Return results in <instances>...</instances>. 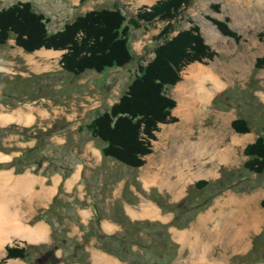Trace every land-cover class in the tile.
I'll return each mask as SVG.
<instances>
[{
  "label": "rangeland",
  "instance_id": "obj_1",
  "mask_svg": "<svg viewBox=\"0 0 264 264\" xmlns=\"http://www.w3.org/2000/svg\"><path fill=\"white\" fill-rule=\"evenodd\" d=\"M18 1L32 3L49 17L48 31L56 32L94 9L119 8L131 17L158 0H0V9ZM213 21L225 22L238 37L222 35ZM167 22L130 27L134 61L103 74L70 75L62 70V52L54 57H47L55 54L48 51L25 53L14 39L0 48V154L8 157L0 164L17 161L7 169H23L19 157L39 141L37 163L22 173L53 177L49 185L57 175L59 179L70 173L57 191L55 209L40 213L48 225V240L39 245L7 241L27 250L29 264H37L39 256L54 248L61 258L58 264H264V174L244 167L246 145L264 136V69L255 68L264 55V0H192L170 22L169 40L197 26L215 55L184 67L180 82L168 88L176 101V121L160 124L153 153L143 167L133 169L103 158L99 140L87 130L76 132L126 92L140 64L154 57V47L163 41L157 36ZM194 66L209 69L222 83L207 103L196 89L197 81L188 82ZM206 88H213L212 83ZM16 113L30 117V123L1 119ZM238 118L248 120L250 132H234L232 122ZM7 127L13 132H5ZM200 180L212 185L199 190L194 183ZM5 196L18 216L16 207L25 211V196L11 189ZM145 206L157 209L158 216L139 219L148 223L135 225L129 240L122 223L135 222ZM95 219L103 234L119 237L124 245L133 241L135 255L121 252L119 259L97 247ZM177 232L187 234L178 240ZM98 256L109 260L98 263Z\"/></svg>",
  "mask_w": 264,
  "mask_h": 264
},
{
  "label": "trees",
  "instance_id": "obj_2",
  "mask_svg": "<svg viewBox=\"0 0 264 264\" xmlns=\"http://www.w3.org/2000/svg\"><path fill=\"white\" fill-rule=\"evenodd\" d=\"M191 2L192 0H158L150 7H141L131 17H127L119 8L94 9L78 15L71 22H66L62 29L50 32L47 28L49 17L36 11L32 3L18 1L0 9V48L7 45L10 39H14L16 46L21 47L26 53H33L42 48L66 51L60 57L64 72L73 76H80L86 72L103 74L112 68L126 67L134 61V52L130 46V27L138 29L157 20L168 21L169 25L157 36V39L163 41L154 47V57L147 64H140L138 74L126 92L108 110L76 129L77 133L87 130L93 140L102 143L103 158L139 169L145 164V158L153 152V141L157 140L156 133L160 124L176 121L172 116L176 101L168 94V88L180 82L184 67L194 62H204L215 55L199 35L197 26L188 31H181L174 40L167 37L172 31L170 22L174 21L180 10ZM213 23L217 25L222 35L238 37L225 22ZM255 68L264 69V55L257 58ZM232 127L238 133H248L251 129L246 118L234 120ZM3 130L7 133L13 132L11 127ZM27 131L29 130L26 129L25 132ZM40 146L39 141L36 142V145L27 154L19 157L18 161L23 162L25 167L37 163L36 155ZM246 146L244 153L248 160L244 164L245 169L258 175L264 174V136L259 135L254 143ZM23 169L16 170V173H22ZM69 175L70 173L63 174V179ZM211 185L212 182L206 180L194 183L195 188L199 190ZM58 199L59 193L54 197L47 212L55 209ZM262 206L264 207V201ZM44 217L45 215L38 214L34 221ZM95 220L97 231L94 234L99 243L97 247L118 258L121 252L128 251V256L133 254L131 252L133 241L125 242L124 245L121 242L124 240H119V237L103 234L98 228L99 219ZM147 223L130 220L126 223L128 226L122 223L126 238L131 240L135 225ZM148 226L151 229L155 227L150 224ZM54 230L56 231L55 228ZM171 245L174 246L172 243ZM6 251L7 255L0 264H4L8 259L27 257L25 248L8 246ZM132 262L129 264H133ZM79 263L89 264L87 260Z\"/></svg>",
  "mask_w": 264,
  "mask_h": 264
},
{
  "label": "bare ground",
  "instance_id": "obj_3",
  "mask_svg": "<svg viewBox=\"0 0 264 264\" xmlns=\"http://www.w3.org/2000/svg\"><path fill=\"white\" fill-rule=\"evenodd\" d=\"M190 69L191 71H189L188 73L189 76L187 77L188 82L192 83L193 81L194 82L197 81L198 85L196 86V89L198 88L197 90L200 92V97L202 101L207 103V101L212 96L213 91L215 89L216 90L220 89L222 87V83L219 81L217 77L212 75L211 71L207 68H204L202 66H194ZM208 82L212 83L213 88L211 89L206 88V83ZM21 116L19 113H16L15 115H5L4 114L1 117V119L4 122L18 121L19 123H23L24 121L25 123H28L31 120L30 117H26V119L24 118L22 119ZM7 159L8 157L4 156L3 154H0V161L7 160ZM29 188H30V181L29 179L27 180L24 176L23 178H19L14 182L11 175L5 172L0 174V247L3 246L5 242L10 240L11 235H19V237H25L29 239L31 242H37L40 237L45 238L44 232H41L40 230H33L30 232L29 229L25 228L22 225V223L19 222V220L16 217L18 216L17 215L18 213L11 210V201H8L5 196V192L9 191L10 189L11 191L15 190L16 193L21 194L29 190ZM133 215H137V214L134 213ZM139 215L142 217H145V216L157 217L158 211L155 208L146 207L142 210V213ZM256 221L257 220L254 219V223H256ZM175 234H176L175 237H177L178 240H183V238H185L187 233L177 232ZM103 258H106V257L98 256V259H97L99 261L98 263H102Z\"/></svg>",
  "mask_w": 264,
  "mask_h": 264
},
{
  "label": "crops",
  "instance_id": "obj_4",
  "mask_svg": "<svg viewBox=\"0 0 264 264\" xmlns=\"http://www.w3.org/2000/svg\"><path fill=\"white\" fill-rule=\"evenodd\" d=\"M42 51H48V52H50L52 54L55 53V52H62L63 53V51L45 50L44 48H42V49H40L38 51H35V52H39L40 53ZM54 56H57L56 53L53 54V55H47V57H54ZM234 132H235V130H234ZM236 133H238V132H236ZM239 134H243V133H239ZM153 143H154V141H153ZM100 151H101V149H100ZM4 172L7 173V174H9V175H11V177L13 178V181L14 182L17 179H19V178H23V176L27 180L29 179V181H30V188H29V190H27L26 192H23L21 194L16 193V191L14 190L15 191V194H18L20 197L25 196V200H26L25 201L26 202L25 203L26 204L25 205V211H23V207H21V205H19V208L16 207V211H19V216L18 217L20 218V222L22 223V225L25 228L28 227L27 229H29L30 232L33 231V230H40L41 232H44V234H45L44 235L45 238L40 237L37 242H31L29 239H27L25 237H21L22 238L21 239L20 237H18L19 235L18 236H13L12 235L10 237V240L11 241H13V240L15 241V240H18L19 239V240H23V241H26V242L33 243L34 245L43 244L46 240H48V237H49V235H48L49 231H48V225H47V223L44 222V219H40V220L34 221L33 223L31 221L38 214H40V213L42 214L43 212L47 211L50 208V204L52 203V198H54L53 196H55V194L56 195L58 194L57 191H59L60 185L63 186L65 184V181L66 180L64 181L62 177L58 179V175H57V178H55L54 182L52 180V185H49L48 184V181L50 179H52L53 177H51V178H47L45 176L42 177L41 174L40 175L39 174H35V173L30 172V171L29 172H26V173H19V174H17L14 170H11V169H6V170H3V171H0V174L1 173H4ZM38 185H39V188L37 189V186ZM120 193H121V190H120ZM17 202H18V200L16 199L15 203H17ZM146 206H148V205H146ZM150 206H153V205L151 204ZM153 207H155V206H153ZM140 213H142V211ZM159 215H160V213H159ZM135 217L137 219L135 221H140L143 218H148V217H142L141 218L140 216H134V218ZM21 219L23 220V222L21 221ZM130 221H133L134 222L133 219L130 220ZM115 225H117V224H115ZM107 226H109V228L111 230H114L115 229V227L113 225H109L108 224V225H106V227ZM116 229H118V228H116ZM120 229H121V227H120ZM30 235H31V233H30ZM8 246L9 247H12L13 246V247L23 248L20 245H13V244L11 245L8 242H5L3 244V246L0 247V262H1L2 259H4L6 257V255H7L6 248ZM113 262L117 264L116 261H113ZM4 264H29V263H28V260H26V258L25 259H22V258H13V259L6 260V262Z\"/></svg>",
  "mask_w": 264,
  "mask_h": 264
},
{
  "label": "water",
  "instance_id": "obj_5",
  "mask_svg": "<svg viewBox=\"0 0 264 264\" xmlns=\"http://www.w3.org/2000/svg\"><path fill=\"white\" fill-rule=\"evenodd\" d=\"M65 52H66V51H63V54H64ZM0 165H1L2 168L7 169V168H9L10 166H14V165H15V162L1 163ZM49 255H50V256H49L48 260H47L46 262H44V263H51V264H58V263H60V259H59V257H58L56 254H54V251H53V250L49 252Z\"/></svg>",
  "mask_w": 264,
  "mask_h": 264
},
{
  "label": "flooded vegetation",
  "instance_id": "obj_6",
  "mask_svg": "<svg viewBox=\"0 0 264 264\" xmlns=\"http://www.w3.org/2000/svg\"><path fill=\"white\" fill-rule=\"evenodd\" d=\"M16 162V165H17V161H15ZM54 251V254H56V252H57V249H49L48 251H46L43 255H41V256H39L38 258H37V264H51V263H44V262H46L47 260H48V258H49V252L50 251ZM57 255V254H56ZM60 259V261H61V258H59Z\"/></svg>",
  "mask_w": 264,
  "mask_h": 264
}]
</instances>
